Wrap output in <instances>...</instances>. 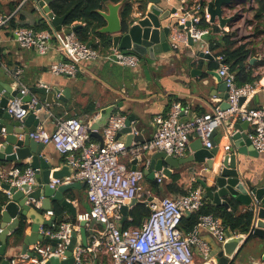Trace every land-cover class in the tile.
<instances>
[{"label":"built area","instance_id":"1","mask_svg":"<svg viewBox=\"0 0 264 264\" xmlns=\"http://www.w3.org/2000/svg\"><path fill=\"white\" fill-rule=\"evenodd\" d=\"M26 1V0H23ZM131 5L139 3L128 0ZM201 0H180L179 7L171 15L168 42L170 49L177 50L181 45L198 43L205 54H210L209 45L203 37L210 33L209 26L202 27L201 20H209ZM236 1V3H235ZM246 10L240 2L234 0L223 8V16L231 17L227 26L221 31H233L239 43L249 41L252 36L254 22L250 18L253 0H249ZM38 9L39 6L36 2ZM201 7L203 13H201ZM140 12L130 14L131 23L136 22ZM13 14H0V32L9 24ZM59 31L52 29L33 30L29 26L19 25L12 29L16 45L21 49H33L40 55L47 54L54 43L63 54L61 60L50 66V72L56 76L75 77L82 63L108 62L133 69L141 65V57L134 52L119 50L112 46L105 50L87 45L81 41L72 26ZM243 31V37L237 33ZM98 43V39L95 40ZM259 59L261 54L257 55ZM256 58V57H255ZM6 72L19 81L20 70ZM216 72L222 78L227 89L228 108L215 107L211 112L196 115L185 121L179 120L184 108L174 102L165 115L154 117L156 128L152 138L136 146L125 144L116 138L117 132L125 125L126 116L113 112L107 123L101 128L103 142L91 139L90 121L76 117L54 118V128L50 131L39 125L28 136L42 144H52L56 150L64 154L67 164L72 171L63 180L51 179L49 186L70 181H82L86 185V198L90 204L88 210L79 212L73 221L61 222L55 229L39 227V233L60 241L54 246L36 242L29 245V250L11 258V264H43L51 255L59 260L65 259L64 250L68 244L70 232L78 223L89 224L96 222L101 225L98 237L91 240L90 245L76 247L73 250V264H91L83 259L88 251L101 250L108 257L107 264H193L194 249L202 258V264H212L211 250L208 242L201 235L204 230L219 243L226 238L228 230L217 217L212 214H202L191 230L184 233L179 225L184 214L197 211L204 203L201 186L190 189L184 196L174 199L169 195L158 198L143 197L141 183L145 178L143 167L127 168L120 158L127 152L140 154L146 151H163L173 158L184 157L189 149L190 135L196 133L203 146L210 148V136L220 125L231 121H246L251 126L247 134L252 147L264 151V102L258 107H250L243 98L252 96L257 90V84H237L235 73L222 63ZM21 95L30 94L29 101L21 97H13L8 101L7 112L18 119L28 113L36 112L35 107L40 103L28 87L22 85ZM227 133V132H226ZM228 133L226 139H228ZM156 182L160 183L166 177L160 171L154 173ZM2 183L19 187L23 184L32 185L35 182V171L30 166L24 169L12 168L2 175ZM8 195V191L2 189ZM131 200H144L150 213L139 226L121 229L122 214L120 206L129 204ZM40 202V201H39ZM39 202L32 200V205L39 207ZM53 215L52 210L46 212ZM1 231V228H0ZM243 235L245 234H233Z\"/></svg>","mask_w":264,"mask_h":264},{"label":"crops","instance_id":"2","mask_svg":"<svg viewBox=\"0 0 264 264\" xmlns=\"http://www.w3.org/2000/svg\"><path fill=\"white\" fill-rule=\"evenodd\" d=\"M189 1L191 2L194 0ZM244 1L247 0H237V2ZM31 5H34L35 8V11H33L34 16L41 12L36 6V2L33 0H0V14H13L14 22L19 24L31 22L32 18L29 13ZM163 5L167 6V8H176L179 7L180 1L164 0ZM141 6H143L142 2L133 4L131 14L140 12ZM79 24L83 25V23L78 21L74 23V25ZM211 24L218 26L217 21ZM13 28L11 23H9L0 32V75H6L8 79L15 80L11 75L9 76L6 70L11 72L20 70V84L28 88L42 85L47 86L49 89L53 86H57L59 89L68 88L69 90L67 102L58 103L51 107H44L42 105V110L37 113L39 115V123L37 126L41 125L48 131L54 128V118L76 117L83 121L91 122V120L97 116L100 109L116 103L118 107L114 112H118L125 116L133 114L135 117V123H132L134 132L142 135L143 139L147 141L152 138L156 128L154 117L158 114L165 115L172 103L178 102L184 108L178 118L180 121H185L196 115L211 112L215 107H220L223 101L221 97L223 80H219L218 77L211 74L210 71H216L224 62L221 60L220 56H215L211 52L210 54H205L198 43L191 42L188 45H180L177 50L169 49L167 52L159 54L158 58L154 61L149 59L148 56H145L138 69L98 61L94 63H82L75 77H66L56 76L50 72L51 64L63 58V54L57 49L54 43L49 52L44 55L36 53L33 49H21L15 43L12 31ZM62 28L66 30V26L64 25H62ZM221 32L223 31L220 30L219 32H215L211 28L210 33L205 35L203 40L209 45V39L213 36H220ZM96 39L97 38H95V40ZM256 40L253 48L260 46L263 41L261 38H257ZM110 47L111 45L107 49ZM259 54L260 53L256 51L254 55L248 57V61L250 57L253 56L256 57L255 60H259V57H257ZM213 61L216 63L215 66L212 65ZM253 63L249 64L251 65ZM144 64L146 68H144ZM256 72L261 74V77L255 81L257 90L252 96L241 100H245V103L250 107H258L264 102V66L257 67ZM0 79H2L1 76ZM35 96L39 99L40 103H44V95L35 94ZM41 113L43 115H41ZM238 122L240 123V121H231L229 126L224 123L217 127L214 136L215 141L218 144L225 142L227 140L226 130L228 128L230 129ZM251 129V126L248 124L244 131L248 134ZM99 132L102 133V129H100ZM125 137L126 135L122 134L118 139L124 143ZM91 139L95 142H99L96 136H93ZM196 139H198V135L196 133L191 134L189 146ZM137 144L139 143H131V145L134 146ZM154 152L155 151H146L137 155L127 152L120 158V161L127 168L143 167L145 169L149 165L150 157ZM42 153L44 158L52 165L50 176L52 171L59 170L62 166L67 167V173L61 177L60 180L69 176L72 169L67 164L64 154L56 150L52 144H45ZM189 153H191L190 148L186 155ZM240 159L241 164L239 166V172L244 181L249 186H264V151L258 152L254 157L241 155ZM195 165L201 169V176H203L205 170L201 165ZM27 166H29V158H25L21 162L0 163V184L2 183V175L10 169H24ZM174 169L175 168L172 169V172ZM146 179L147 177L145 175L141 183L143 197L144 195H146V198L160 197L150 188ZM77 182H79L78 187H69L63 192V197L70 200L76 214L88 210L90 207L86 198L85 183L84 185H80L82 181ZM34 184H36V180ZM0 191L5 194L1 186ZM228 200L230 202L234 199ZM36 201L39 202L40 200ZM207 201L212 206H216L211 200L207 199ZM29 203L32 205V200L29 201ZM236 203L237 212L250 210L249 207L238 202ZM56 204L62 207V222L74 220L75 217L71 216L68 209L65 206H61L58 201L53 202L49 210H53ZM40 206L41 201L39 202L38 209L43 214L44 218H49L50 216L46 215L48 210L40 209ZM230 208L231 205L227 209ZM24 219L27 224L25 229V234H27L30 231L31 223L29 219ZM55 221L56 217L53 222ZM53 222L51 226H54ZM83 225L87 245L89 246L91 240L99 236L101 225L96 222H90L89 224L85 223ZM80 226V223H78L74 229V231L77 232L79 241H81V234L78 231ZM201 235L206 242H208L211 250V257L213 258L216 256V253L219 252L221 243L208 235L204 230H201ZM40 243L43 245L51 244V242L44 239ZM21 246L22 241L18 244H10L6 254L11 256V258L19 254H24L21 253ZM27 249L29 250V247H27ZM194 252L193 264H202L201 255L196 249H194ZM240 253L245 256V263L248 257H253L250 264H264V238L252 236L245 240ZM82 257L91 264H107L108 262V257L100 249L85 252Z\"/></svg>","mask_w":264,"mask_h":264},{"label":"water","instance_id":"3","mask_svg":"<svg viewBox=\"0 0 264 264\" xmlns=\"http://www.w3.org/2000/svg\"><path fill=\"white\" fill-rule=\"evenodd\" d=\"M54 0H37L41 12L50 21L52 28L59 31L62 28L63 21L71 12L69 9L62 16H54L49 8V4ZM104 9L99 10L105 23L98 29V32L109 36V42L113 48L119 50L131 51L142 57L148 56L151 60H156L158 55L165 53L170 49L167 42V36L170 29L171 15L175 13L176 8H167L163 5L164 0H137L142 2L140 16L136 22L131 23V17L126 25L123 24L119 9L121 2L112 3L109 0H101ZM180 1V0H179ZM234 0H201L205 11L209 14V22L217 21L218 27L227 26L231 17L223 16V8L230 5ZM149 3V4H148ZM167 23V24H166ZM169 23V24H168ZM75 27H72L74 31ZM68 32V30H64ZM87 45H91L87 42ZM141 59V60H142ZM256 58L250 57L249 63H253ZM144 68L146 65L144 64ZM216 75L219 80L222 78L215 70L210 71ZM0 163L21 162L29 158V166L35 171L36 184H23L19 187L9 186L1 183L2 189L8 191L5 194L6 199L0 204V264H11V256H8L9 236L19 223V219H29L31 228L29 233L24 234L22 238L21 253L27 251L29 245L41 242L43 239L51 242L54 246L60 240L39 233L40 226L52 225L55 217L44 218L38 208L31 205L29 201L40 200V209L49 210L52 203L58 201L61 206H65L71 216L76 213L70 200L63 197V192L69 187H78L79 182L70 181L61 184L49 186L51 179H60L67 173V167L62 166L59 170L50 171L52 165L44 158V144L30 138L28 134L33 132L38 123L39 115L43 106L51 107L58 103L67 102L68 88L59 89L53 86L49 89L47 86H32L29 88L31 94H42L45 96L44 103H38L35 107L36 112L28 113L18 119L7 112L8 101L13 97H21L22 101H29L30 94L21 95L22 88L20 82L8 79L6 75H0ZM10 76V75H9ZM222 81V80H221ZM223 101L220 108H228L226 102L227 89L222 81ZM43 105V106H42ZM118 107L116 103L110 104L99 110L96 117L90 122L91 135L103 142L102 134L99 130L107 123L109 116ZM41 115H43L41 113ZM40 115V116H41ZM125 125L119 129L116 138L125 134V146L130 147L132 142L143 143L145 140L142 135L134 132L132 123H135L133 114L126 116ZM227 126L229 123L226 122ZM248 125L246 121L235 123L226 132L228 139L218 144L215 139V130L210 136L211 147L202 145L198 138L189 146L191 153L181 158H173L163 151H155L149 161V165L144 169L148 179L156 180L154 173L162 172L166 178H170L172 169L185 163H195L201 165L205 170L203 176L198 177L196 182L203 189V198L211 200L216 206L223 205L228 208L230 202L228 199H234L236 202L250 208L252 212V221L250 232L243 235H232L229 230L226 231V238L221 243L219 252L212 258V264H250L253 257H248L245 263V256L240 250L247 240V235L264 238V186H249L241 177L239 166L241 164L240 156H256L258 152L252 147L251 142L244 131ZM21 136V137H20ZM141 153V152H140ZM80 185H84L82 182ZM138 201L131 200L129 204H122L120 211L122 220L127 216L128 208ZM145 202V201H144ZM25 220V219H24ZM84 223L80 222L78 229L81 234V241L77 238V232H70L68 244L64 250L65 259L59 260L56 255H51L43 264H73V250L76 247L87 246Z\"/></svg>","mask_w":264,"mask_h":264},{"label":"trees","instance_id":"4","mask_svg":"<svg viewBox=\"0 0 264 264\" xmlns=\"http://www.w3.org/2000/svg\"><path fill=\"white\" fill-rule=\"evenodd\" d=\"M37 2V0H33ZM112 3L121 2L120 16L123 24L126 25L130 19L132 12V5L128 0H109ZM254 6L251 7L250 16L251 21L254 22L253 33L251 36L252 41H245L239 43L233 36V31L221 32L218 37H211L209 39L210 52L215 56H220L221 60L228 65L229 70L235 73L237 84L253 83L257 81L261 74L257 71V67L264 66V56L259 60H255L253 64L248 63V57L254 55V44L256 38L264 40V0H253ZM202 7L204 5H201ZM142 7V6H141ZM201 7V13L203 8ZM49 8L54 16H62L69 9L71 12L66 16L63 21V25L66 27H75L74 32L77 37L83 42H90L93 47H98L102 51L106 50L111 44L109 42V36L98 32V29L105 23L103 17L99 13V10L104 8L101 0H54L49 4ZM35 11L34 5L30 6L31 22L19 24L14 22V17L9 21L12 27L19 25L29 26L33 30L52 29L50 21L44 16L42 12H39L36 16L33 15ZM83 23V25H74L75 22ZM200 25L202 27L209 26L215 32H219L220 28L211 24L204 19L201 20ZM95 38L98 39V43H94ZM142 59V57H141ZM213 66L216 65L214 61ZM256 72V73H255ZM91 138L93 136L91 135ZM201 177L199 167L194 163H185L175 167L170 178L163 179L158 183L156 180L146 179L150 188L155 191L158 196L169 195L174 199H178L187 192L199 186L196 179ZM146 195H144V199ZM6 199L5 194L0 191V204ZM231 208L227 209L223 205L212 206L207 199H204L203 205L195 212L186 213L182 216L179 228L182 232L186 233L193 228L197 223L198 217L202 214H212L219 219V221L233 234L241 233L248 234L250 232L252 212L251 210H244L242 212L236 211L237 203L235 200L230 201ZM53 216L56 217V221L53 222L54 226L50 228L55 229L60 222H62V207L56 204L53 207ZM150 213L149 207L144 201H138L127 211V218L120 222L121 229H127L130 227L139 226L143 219ZM26 222L24 218L19 219V223L14 231L10 234L8 243L18 244L22 241L25 234ZM252 235H247V239Z\"/></svg>","mask_w":264,"mask_h":264},{"label":"rangeland","instance_id":"5","mask_svg":"<svg viewBox=\"0 0 264 264\" xmlns=\"http://www.w3.org/2000/svg\"><path fill=\"white\" fill-rule=\"evenodd\" d=\"M240 3H242L241 5L243 6V7H245V9L246 10H248L249 9V4H250V1L249 0H247V1H244V2H240ZM250 18H251V16H250ZM236 33H237V37L238 38H242L243 37V31H240L239 33L236 31ZM252 33H253V29H252ZM260 38V37H259ZM257 39V38H256ZM253 40V41H257V40ZM252 41V39H249V42H251ZM257 51V53H260L261 54V57H263L264 56V40L261 42V45L260 46H258L257 48H254V52H256ZM260 72V71H259ZM201 169H199V171H200ZM200 175H201V172H200Z\"/></svg>","mask_w":264,"mask_h":264}]
</instances>
